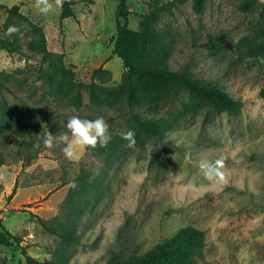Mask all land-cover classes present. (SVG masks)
<instances>
[{
	"label": "rangeland",
	"instance_id": "1",
	"mask_svg": "<svg viewBox=\"0 0 264 264\" xmlns=\"http://www.w3.org/2000/svg\"><path fill=\"white\" fill-rule=\"evenodd\" d=\"M76 1V17L63 25L59 7L44 15L36 0L26 2L27 18L43 30L47 49L64 55L78 82L89 84L103 67L112 76L106 85L117 86L124 73L122 60L113 54L120 0ZM127 6L130 29H147L168 44L172 70L188 68L200 82L226 91L240 109L230 113L202 106L181 113L189 99L173 96L157 115L141 112L146 118L175 119L173 128L159 140L147 138L142 147L115 148L113 157L109 150L99 154L104 147L97 145L68 159L62 144L38 150L18 144L11 132L0 136L6 159L0 167L5 176L0 231L20 240L0 244V264H25L24 252L41 263L59 259L60 240L44 231L38 218H69L76 224L79 241L67 247L64 264H109L115 254L142 255L188 226L202 231L205 242L192 264H264V72L241 57L248 42L264 36V0H207L201 14L193 0H127ZM15 27L19 31L0 32V38L18 37L21 53L0 50V74H10L23 87L14 83V94H0V105L17 111L30 106L26 122L39 124L42 135L65 132L73 115L103 117L111 137L126 133V111L115 108L99 116L87 105L86 92L81 110L40 100L47 89L40 75L48 64L42 63L38 29L28 23ZM203 157L223 158V181L203 176L198 167ZM83 173L92 185L89 200L74 194L70 203L71 182Z\"/></svg>",
	"mask_w": 264,
	"mask_h": 264
},
{
	"label": "trees",
	"instance_id": "2",
	"mask_svg": "<svg viewBox=\"0 0 264 264\" xmlns=\"http://www.w3.org/2000/svg\"><path fill=\"white\" fill-rule=\"evenodd\" d=\"M206 1L193 0L194 11L201 14L204 11ZM51 2H54V0H51ZM78 3L79 1L63 0L62 6H59L61 25L65 20L76 17L74 7ZM6 9L8 18L0 28V32H8L10 27H15L18 23H28L31 27L38 29L26 16L21 14L18 6ZM115 18L117 36L113 41V54L122 60L124 66L121 82L117 86L106 85L112 79V76L103 67L94 71L92 81L89 84L78 82L74 71L66 66L64 55L51 53L47 49L43 30L38 29L42 63L48 64L47 68H42L40 75L47 85V89H43L40 100H51L54 106H57L59 102H64L68 107L81 110L86 106L84 103V93L86 92L89 101L87 105L99 116H104L107 114L106 111L115 108L121 114L126 111L128 116L126 132L132 130L136 133L135 146L132 148L127 147L128 141L124 140L121 135H116L111 137V141L100 150L99 154L102 155L109 150V155L113 157L117 153L115 148L124 152L125 149L142 147L147 138L161 139L166 132L173 128L176 120L164 116L146 118L141 112L146 111L157 115L165 106L171 104L170 100L173 96L186 94L189 99V102L183 104L181 113H194L202 106L225 110L230 113L239 111V102L226 91L200 82L188 68L179 71L172 70L169 66V46L165 41L158 40L147 29L141 31L130 29L128 27L127 0H120ZM259 39L258 42L257 40L248 42V46L241 57L248 64L258 66L264 72V63L255 59L264 57V36ZM211 41L219 50V42L213 39ZM21 49L22 45L18 37H14L12 40L0 38V50L15 55L20 54ZM97 79L101 81L100 84L96 82ZM14 83H18L20 87H23L21 82L10 74H0V94L4 92L14 94L12 89ZM261 93L264 96V88ZM24 106H21L20 110L17 111L7 108L5 104L0 105V136L11 132L12 138L23 147L36 148L34 146L37 143L44 146V135L41 134L44 129L41 128V130L39 124L29 126L26 122L29 121L27 109L30 111L31 107ZM36 149L39 150V148ZM5 164V157L0 154V167ZM25 165H31V160L29 159ZM78 181L82 183L76 184ZM71 183L76 186H72L69 202H73L71 197L74 194H79L87 203L89 195L92 193V185L88 181L87 175L83 173L82 176ZM16 190L17 186L14 187L10 197L16 194ZM93 192H97V190L94 188ZM38 219L44 231L60 240L59 261L48 260L41 263L24 252L25 264H64L60 260L65 256L67 247L79 241V237L75 232L76 224L72 223L69 218L63 221L59 218L51 221ZM11 241L20 243V240L12 234H4L0 231L1 245H8ZM204 243V233L188 226L181 228L171 238L157 244L142 255L123 258L115 254L109 264H192L193 259L202 253Z\"/></svg>",
	"mask_w": 264,
	"mask_h": 264
},
{
	"label": "clouds",
	"instance_id": "3",
	"mask_svg": "<svg viewBox=\"0 0 264 264\" xmlns=\"http://www.w3.org/2000/svg\"><path fill=\"white\" fill-rule=\"evenodd\" d=\"M63 0H36V7L38 10L47 15L53 11L54 5L59 7L62 6ZM19 31L15 27L8 29V35ZM250 60L252 58H249ZM261 63H264V57H257ZM66 131L58 135H53L51 132H47L43 136V145L46 148H53L56 145L62 144V152L68 159H73L78 150L84 148H96L97 145L106 147L111 141V135L109 133V125L103 117H98L94 120L82 119L77 115H73L68 118L66 122ZM122 138L128 141L127 147L132 148L136 144L135 136L136 133L132 130L122 133ZM34 147L39 148L40 144L37 143ZM224 166L223 158L216 159L215 161L203 157L198 162V167L203 176L209 180H220L225 179L224 173L221 169ZM5 176L0 174V181H3ZM76 185L73 183L72 185Z\"/></svg>",
	"mask_w": 264,
	"mask_h": 264
},
{
	"label": "crops",
	"instance_id": "4",
	"mask_svg": "<svg viewBox=\"0 0 264 264\" xmlns=\"http://www.w3.org/2000/svg\"><path fill=\"white\" fill-rule=\"evenodd\" d=\"M71 1H76V0H71ZM26 2L28 0H0V6L6 7L11 9L14 6H18L20 8V12L22 15L29 17V13L27 11V5ZM6 8L0 7V28L4 25L5 21L8 18V11ZM71 19V18H69ZM67 19V20H69ZM66 21V20H65ZM64 21V22H65Z\"/></svg>",
	"mask_w": 264,
	"mask_h": 264
}]
</instances>
